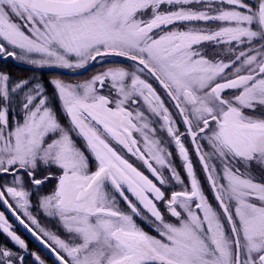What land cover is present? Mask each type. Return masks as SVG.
<instances>
[{
    "label": "snow or ice",
    "instance_id": "obj_1",
    "mask_svg": "<svg viewBox=\"0 0 264 264\" xmlns=\"http://www.w3.org/2000/svg\"><path fill=\"white\" fill-rule=\"evenodd\" d=\"M9 61L0 264H46L6 212L53 264H264V0H0Z\"/></svg>",
    "mask_w": 264,
    "mask_h": 264
},
{
    "label": "trees",
    "instance_id": "obj_2",
    "mask_svg": "<svg viewBox=\"0 0 264 264\" xmlns=\"http://www.w3.org/2000/svg\"><path fill=\"white\" fill-rule=\"evenodd\" d=\"M26 66V65H25ZM0 70H3V71H8V72H11V74L14 76V77H24V76H30L32 75V70L30 68H24V67H21L15 63H13L12 61H9L7 66H4L3 64H0ZM99 70V66L96 65V66H93V67H90L89 70L85 71L83 74L81 75H70V74H67L65 72H62L60 78L64 79V80H68V81H74V80H83V79H87L89 76H91L95 71H98ZM47 71L48 70H44L45 72V75H44V79L47 80L49 79V76L47 75ZM58 72L60 70H57ZM194 158V157H193ZM195 159V158H194ZM176 164L177 166L179 167V160L176 159ZM33 213H37L35 211V209H33ZM40 214L43 215L42 212H40ZM43 217H45L43 215ZM20 232V231H19ZM22 236L24 237V235L22 234ZM29 242V245H32L33 243H31L29 240H27ZM0 243H4V244H7L9 247H12V244L9 240H7L4 236V234L0 233ZM34 245V244H33ZM37 248V247H36ZM38 249V248H37ZM39 250V249H38ZM40 251V250H39ZM42 254H44L42 251H40ZM45 255V254H44ZM45 257L50 260L46 255Z\"/></svg>",
    "mask_w": 264,
    "mask_h": 264
},
{
    "label": "water",
    "instance_id": "obj_3",
    "mask_svg": "<svg viewBox=\"0 0 264 264\" xmlns=\"http://www.w3.org/2000/svg\"><path fill=\"white\" fill-rule=\"evenodd\" d=\"M19 66L24 67V68H30L29 66H25V65H19ZM64 72L67 74H70V75H81L85 71H81V72H77V73H72V72H67V71H64ZM2 210H4V209L2 208ZM6 215L8 216V219L13 224V226L17 230H19L27 239H29L32 243H34V245H36L41 251H43L45 253V255L53 262V258L49 254L48 250L44 249L28 231H26L21 225H19L18 222L15 221V219L13 217L10 216V214H8L6 212Z\"/></svg>",
    "mask_w": 264,
    "mask_h": 264
},
{
    "label": "rangeland",
    "instance_id": "obj_4",
    "mask_svg": "<svg viewBox=\"0 0 264 264\" xmlns=\"http://www.w3.org/2000/svg\"><path fill=\"white\" fill-rule=\"evenodd\" d=\"M66 81H68V80H66ZM74 81H75V80H74ZM179 163H180V162H179ZM0 211H1V210H0ZM33 214L37 216V219L40 221V223H41L42 226L48 227V228L52 229L53 231L56 230V228H55V222L52 221L51 218L43 217V215L40 214V213H33ZM13 228H14V230L16 231V233H17L18 235H20L22 239L25 240V242L27 243V245H28V247H29V249H30L31 251H35V252H37V253L41 256V258L44 259V260L46 261V264H53V262H52L51 260H48V259L45 257V255L42 254V253L36 248L35 245H33V244H32V245H29V242H28V241H27V240L21 235V233H20V232L14 227V226H13Z\"/></svg>",
    "mask_w": 264,
    "mask_h": 264
},
{
    "label": "bare ground",
    "instance_id": "obj_5",
    "mask_svg": "<svg viewBox=\"0 0 264 264\" xmlns=\"http://www.w3.org/2000/svg\"><path fill=\"white\" fill-rule=\"evenodd\" d=\"M0 210L2 211V208L0 207ZM7 216V215H6ZM10 221V220H9ZM19 231V230H18ZM21 233V232H20ZM21 235H22V233H21ZM24 238L26 239V240H29V239H27L25 236H24ZM30 241V240H29ZM31 242V241H30ZM32 243V242H31ZM34 244V243H33ZM36 246V245H35ZM37 247V246H36ZM38 248V247H37ZM39 249V248H38ZM40 250V249H39ZM41 251V250H40ZM43 252V251H42ZM44 253V252H43ZM45 254V253H44Z\"/></svg>",
    "mask_w": 264,
    "mask_h": 264
}]
</instances>
